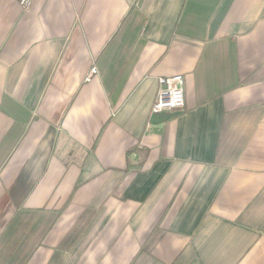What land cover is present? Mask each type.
I'll list each match as a JSON object with an SVG mask.
<instances>
[{"label": "crops", "instance_id": "1", "mask_svg": "<svg viewBox=\"0 0 264 264\" xmlns=\"http://www.w3.org/2000/svg\"><path fill=\"white\" fill-rule=\"evenodd\" d=\"M0 264H264V0H0Z\"/></svg>", "mask_w": 264, "mask_h": 264}, {"label": "built area", "instance_id": "2", "mask_svg": "<svg viewBox=\"0 0 264 264\" xmlns=\"http://www.w3.org/2000/svg\"><path fill=\"white\" fill-rule=\"evenodd\" d=\"M19 6L25 11H29L32 0H16ZM96 73L95 67H92L89 76ZM184 78L181 75L174 77H161L157 80V93L151 112L161 113L181 109L184 106Z\"/></svg>", "mask_w": 264, "mask_h": 264}]
</instances>
